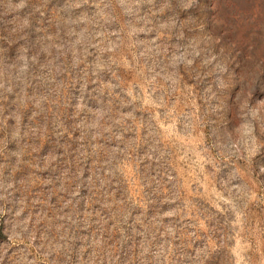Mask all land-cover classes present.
<instances>
[{
  "label": "rangeland",
  "instance_id": "1",
  "mask_svg": "<svg viewBox=\"0 0 264 264\" xmlns=\"http://www.w3.org/2000/svg\"><path fill=\"white\" fill-rule=\"evenodd\" d=\"M262 59L264 0H0V264H264Z\"/></svg>",
  "mask_w": 264,
  "mask_h": 264
},
{
  "label": "clouds",
  "instance_id": "2",
  "mask_svg": "<svg viewBox=\"0 0 264 264\" xmlns=\"http://www.w3.org/2000/svg\"><path fill=\"white\" fill-rule=\"evenodd\" d=\"M208 11L212 13V23L214 28L228 29L237 19L236 16L228 9H225L223 12H216L211 9ZM256 15L257 13L255 12L252 14L249 23H252L256 20ZM243 73L246 79L251 82L253 89H264V82L258 83V81H261V78H264V59L260 60L259 63H249L243 70Z\"/></svg>",
  "mask_w": 264,
  "mask_h": 264
}]
</instances>
